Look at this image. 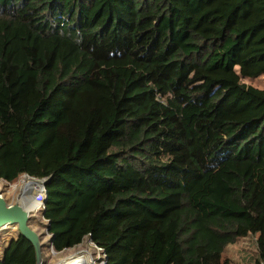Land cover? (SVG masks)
Here are the masks:
<instances>
[{"label":"trees","instance_id":"1","mask_svg":"<svg viewBox=\"0 0 264 264\" xmlns=\"http://www.w3.org/2000/svg\"><path fill=\"white\" fill-rule=\"evenodd\" d=\"M263 76L264 0H0V181L48 180L57 253L264 264Z\"/></svg>","mask_w":264,"mask_h":264},{"label":"water","instance_id":"2","mask_svg":"<svg viewBox=\"0 0 264 264\" xmlns=\"http://www.w3.org/2000/svg\"><path fill=\"white\" fill-rule=\"evenodd\" d=\"M29 179L33 178L25 175V178L20 180V184L12 190L9 184L0 181V240L7 237L11 240L4 250L3 257L15 241L26 244L32 250L33 264H67L69 258L84 251L90 252L94 264H106L104 251L89 237L85 238L82 247L65 250L54 261H49L48 252L54 250V237L50 234L49 222L44 218V206L47 199L45 187L48 180H37L42 183L45 193L44 202L38 203L32 197V181ZM41 225L45 226L47 231H41L39 228ZM75 261L74 264H88L83 258L75 259Z\"/></svg>","mask_w":264,"mask_h":264},{"label":"rangeland","instance_id":"3","mask_svg":"<svg viewBox=\"0 0 264 264\" xmlns=\"http://www.w3.org/2000/svg\"><path fill=\"white\" fill-rule=\"evenodd\" d=\"M244 82L247 83L248 85H252L256 88L264 90V76L260 77L259 79H253V80L252 79H246ZM23 178H25V176L21 177V179H23ZM20 180L15 184L9 185V188L12 190L15 187H17L20 184ZM43 222H44V218H43ZM39 228L41 231H47L46 227L43 225L39 226ZM7 239H9V240L7 241ZM256 240H257L256 236H250L248 238H242L236 244L230 245L227 248V250L224 254V257L229 259L232 262V264H255L256 260L258 259V255H259ZM10 241L11 240L9 237L3 238L0 240V255H2L1 258L3 257V254H4V251H2V250L3 249L5 250V248L8 246ZM78 247H82V244L79 245ZM48 254L50 257L49 261L52 262L59 256L60 253H57L55 250L52 249V250H49ZM83 255L90 259V262H91L90 264H94L92 256L90 254H88V252H82V253L75 255V256H72V257H74V259H79V258L83 257ZM71 258H69V260H67V261H70Z\"/></svg>","mask_w":264,"mask_h":264},{"label":"bare ground","instance_id":"4","mask_svg":"<svg viewBox=\"0 0 264 264\" xmlns=\"http://www.w3.org/2000/svg\"><path fill=\"white\" fill-rule=\"evenodd\" d=\"M30 181H32V197L33 199L38 202V203H43L44 202V198H45V193H44V189L42 187V183L37 181L38 179H29ZM31 185V184H30ZM83 259L86 260V262L88 264H90V259L86 256L83 255V257H81ZM76 261L74 259V257L71 258V260L67 263V264H74Z\"/></svg>","mask_w":264,"mask_h":264}]
</instances>
